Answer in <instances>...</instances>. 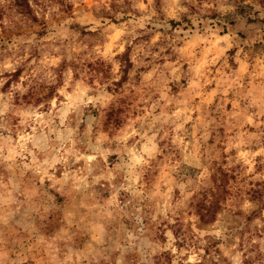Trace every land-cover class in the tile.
<instances>
[{
	"label": "rangeland",
	"instance_id": "374dc122",
	"mask_svg": "<svg viewBox=\"0 0 264 264\" xmlns=\"http://www.w3.org/2000/svg\"><path fill=\"white\" fill-rule=\"evenodd\" d=\"M0 264H264V0H0Z\"/></svg>",
	"mask_w": 264,
	"mask_h": 264
}]
</instances>
